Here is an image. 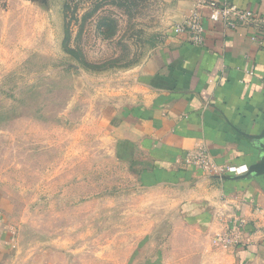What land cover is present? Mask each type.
Listing matches in <instances>:
<instances>
[{
	"label": "rangeland",
	"instance_id": "obj_1",
	"mask_svg": "<svg viewBox=\"0 0 264 264\" xmlns=\"http://www.w3.org/2000/svg\"><path fill=\"white\" fill-rule=\"evenodd\" d=\"M147 5L0 0V264H216L106 133L161 42Z\"/></svg>",
	"mask_w": 264,
	"mask_h": 264
},
{
	"label": "crops",
	"instance_id": "obj_2",
	"mask_svg": "<svg viewBox=\"0 0 264 264\" xmlns=\"http://www.w3.org/2000/svg\"><path fill=\"white\" fill-rule=\"evenodd\" d=\"M201 1L264 12V0H141L159 11L149 26L161 42L105 129L118 149L143 156L139 185L164 191L187 230L216 243V264H264V35L204 17L203 44L193 45L174 29ZM199 152L212 168L194 162ZM239 223L241 242L219 243ZM9 235L0 216V252Z\"/></svg>",
	"mask_w": 264,
	"mask_h": 264
},
{
	"label": "built area",
	"instance_id": "obj_3",
	"mask_svg": "<svg viewBox=\"0 0 264 264\" xmlns=\"http://www.w3.org/2000/svg\"><path fill=\"white\" fill-rule=\"evenodd\" d=\"M204 17L212 23L222 24L228 30L248 29L264 35V12L254 9H241L235 5L220 4L217 1H201L196 9L191 11L184 21L175 27L174 32L186 35L193 45L200 46L203 44L204 38V27L202 24ZM251 39L255 40L256 37L253 36ZM194 162L206 169L213 167V163L204 152L196 154ZM229 170H234V168ZM235 229L236 231L233 233L235 235L221 237L218 239L219 243L224 246L239 244L241 241L238 239V234L242 231V224L239 223Z\"/></svg>",
	"mask_w": 264,
	"mask_h": 264
}]
</instances>
